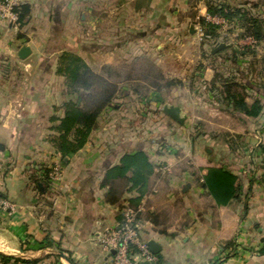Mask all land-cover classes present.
<instances>
[{
    "label": "crops",
    "instance_id": "obj_1",
    "mask_svg": "<svg viewBox=\"0 0 264 264\" xmlns=\"http://www.w3.org/2000/svg\"><path fill=\"white\" fill-rule=\"evenodd\" d=\"M13 1L29 3L30 18L23 27L18 28L8 12L0 10V58L20 59L17 53L21 46H29L31 53L25 63L34 73L41 72L39 78L42 80L40 83L34 80L30 85L32 90L26 96L19 93L13 95L14 92L11 97L0 95V200L9 205L0 208V253L13 257L22 250L25 252L24 260L37 261L35 264H68L55 249L59 246L74 264H113L112 256L101 245V238L116 228L119 205L106 201L109 185L104 186L103 181L106 172L118 165L123 155L144 151L154 165V170L149 177L148 192L138 205L137 234L140 242L148 244L153 241L158 246V255L151 252L156 257V261L151 264H264V254L257 253L264 237V192L257 189L259 179L248 175V188L252 187L253 193L247 196V209L242 210L238 206L241 200L217 205L201 186V177L206 173V168L211 166L221 164L239 177L244 173L243 170H234L228 162H215V156L208 155L197 171H189L184 167L178 172L162 176V167L175 165V154L185 151L187 141H190L188 149L191 153L200 152L197 145H193L189 133L186 135V124L172 118L164 109L158 115L160 121L148 127L131 121L132 108L123 111L121 108H107L100 115L98 126L86 145L70 155L62 165L61 178L48 182L40 180L42 168L47 165L50 167L60 159L46 140L52 109L65 100H57L51 91L55 68L53 59L56 61L64 50H71L90 67V60L93 59L95 71L104 65L116 69L122 56L131 57L134 54L145 57L153 54L148 44L150 40H155L156 62L159 64L164 62L167 53L163 43L168 39L174 42V38L184 47L192 43L190 55L193 58L197 54L201 57L205 46L212 56L211 50L222 42L208 45L191 27L187 32L181 28L179 30L177 25L175 29L178 32L165 30L168 28L165 24H177L188 18V15L179 16V12L188 10L190 0ZM239 4L252 10L264 3L262 0H242ZM103 7L108 8V11L99 9ZM87 12H92L95 17L91 31L86 26L88 22H85ZM200 13L201 17L209 14L206 6ZM107 14L111 26L108 34H105L100 27ZM154 23L153 32H145L143 27ZM222 29L223 25L217 32H222ZM237 30L241 31L240 38L237 43H226L228 47L223 50L227 53L232 49L238 52L247 50L238 44L247 43L252 37L242 35L241 27ZM18 32L22 33L21 37H18ZM252 42L259 41L255 39ZM133 45L136 47L130 50ZM225 52L218 59L226 57ZM190 55L186 60H191ZM95 60L99 61L97 69L94 67ZM129 60L125 58V63ZM237 66L240 77L243 71L248 74L244 70L245 64H241L243 67L240 68L239 64L234 67ZM207 71L208 76L202 80L205 85L214 75L211 67L208 66ZM197 73H189L188 78L195 80ZM250 86L254 89V97H249L248 102L252 101L251 98H259L263 110L257 118L241 115L247 125H251L252 120L258 119L260 122L264 119V93H259L253 84ZM208 94L212 99L211 93ZM138 98L142 102L156 104L162 101L156 94ZM209 101L212 106L223 108L213 99ZM21 102L27 107L26 110L20 109ZM147 113L144 117H148ZM36 151L43 153L44 157ZM209 151L206 149L207 154ZM51 153L50 162L47 159ZM258 170L261 171L259 175H262L263 170L259 167ZM31 173L36 176L34 179L30 178ZM109 182L118 191L122 206L128 205V199L137 195L135 190L128 191L125 178H111ZM243 183L242 180L244 186ZM241 198L245 197L241 194ZM230 240L236 243L237 250L226 258L227 251H223L222 246ZM134 261L139 264L145 260L135 255Z\"/></svg>",
    "mask_w": 264,
    "mask_h": 264
},
{
    "label": "rangeland",
    "instance_id": "obj_2",
    "mask_svg": "<svg viewBox=\"0 0 264 264\" xmlns=\"http://www.w3.org/2000/svg\"><path fill=\"white\" fill-rule=\"evenodd\" d=\"M200 1L201 0H190L188 10L184 13L179 12V16L185 17V15H188V18L180 20L177 24H165V27H168L165 29L166 32H178L177 30H180V28L187 32L189 27L194 28L196 30L195 32H198L199 19L202 18L199 14H201L200 11L203 6H206V0L202 3H200ZM227 1L232 4H239L242 0ZM262 2L264 3V0H262ZM16 4L17 7L21 3L17 2ZM99 9H101V11H108L106 7ZM250 11L253 15L259 16L264 22V4L253 7ZM87 13L85 22H88L86 26L89 31H91L92 25L95 23L93 22L95 21V17L92 12ZM108 14L104 17V21H101L100 27L102 33L105 32V34H108L111 26L110 19L107 17ZM12 22L18 28L24 26H20L17 21ZM149 25V27H143V29L146 30L145 32L148 34H151L153 32L152 30H154L153 26H156V24ZM176 25L179 26L177 30L175 29ZM121 26L123 27L124 25L121 24ZM217 26L220 27L222 25ZM239 27L237 22H227L226 25H223L222 32H216L217 34L215 37L207 38L208 41H206V43H208V45L214 44V42L217 41L222 43H237V39L240 38L239 35L241 32L237 30ZM138 29H140V27ZM198 33L200 38H202L200 32ZM29 35H31V37L34 36L31 31H29ZM21 36L22 33L18 32V37ZM174 40L173 42L168 39L163 43L167 53L165 54L166 58L164 62H161L162 65L156 62L158 58L157 53H155L157 42L155 40H150L148 46L153 50V54L149 56L138 57V55L134 54L130 55L131 57L122 56V58L118 60L116 69L104 65L99 71L93 69V59H91L90 65L92 66L90 68L94 72L102 74L108 81L117 86L118 96L108 108H118V110L121 108V111L126 108H132L133 117L131 121H135L136 124L140 125L143 123L148 127H152V125L160 121L158 115L162 113L163 109L171 107L178 108L179 116L182 118L183 123L186 124V135L189 133L190 137L193 139V145H197L200 152L199 154L195 152L191 153L189 150L190 141H187L188 146L185 147V151H178L175 154L177 157L175 165H166L162 167V176L178 172L184 167L189 171H197L198 167L205 163V159L208 155L215 156V162H228L234 170L244 171L240 179L241 181L243 180V184H245L241 187V194L245 198L243 199L244 201L242 200L239 202L240 204L238 206L242 207V210H246L248 203H246L245 199L253 193V188H248V181H250L248 175H252L254 179H259L260 182L256 183V185H258L257 189L264 192V179L262 175H259L261 171L258 170L260 162L264 164V155L254 151L253 147L259 142H263L264 144V119L260 122H258V119L256 121L252 120L251 125H247L244 123V119L240 114H234L224 110V108L219 109L212 106L213 104L209 101L212 99L209 97L205 81H203L204 83L202 82V80L208 76L207 68L208 66L211 68L213 67L227 76L229 75L227 66L232 65V59L229 57L230 62H224L222 59H213L208 56L209 51L206 46L200 53L201 57L197 54L193 58L190 55L193 49L192 43H189L190 46L186 45L188 47H184L176 38H174ZM252 40H255V38L252 37L251 40L246 41L247 43L238 44V46L247 48V52L238 57V64L239 68L243 67L241 64H245L244 70L248 72L247 74L243 71L244 74L241 76L245 84L249 86L247 92L250 97H254V89L250 86L251 84H253L255 88H258L259 93H264V39L256 43L252 42ZM22 43L25 44L26 42ZM134 47L136 46L133 45L130 47V50ZM162 47L163 46H161V49ZM189 47L190 50H188ZM186 48L187 50H185ZM172 49L175 50L173 51ZM188 55L191 56V60L189 61L186 60ZM28 57L25 59L0 58V95L11 97L14 92L13 95L19 93L21 96H26L30 93V90H32L30 85L33 84L34 80L40 83L42 80L39 78L41 72L37 71L34 73L33 70H30L29 66L25 63ZM125 58H130V60L125 63ZM54 59L55 68L51 91L54 97L56 96L57 100H66L68 97L65 94V79L55 73L57 58L56 61ZM98 63L99 61L95 60V69H97ZM186 68L187 70H185ZM234 68V70L237 71L238 66ZM195 71L199 72V74L197 73V78L195 80L189 79L188 74L190 73L192 75ZM37 89H39V87ZM147 94H156L160 96L162 101H158L156 104L155 102L150 103V101L142 102V100L138 98L145 97ZM65 100L54 105L52 109L53 114L55 113L57 116H60L62 112L60 106ZM23 108L26 110L27 107L21 102L20 109ZM146 112H148V117H144ZM255 128H258V130H254ZM163 130H165V128ZM246 136H249L247 142L245 141ZM230 146L233 148L231 147V149ZM206 149L210 150L209 154L206 153ZM36 152L44 157L43 153L40 151ZM51 155L52 153L48 155L47 159L50 162L52 161ZM58 162L60 163V161ZM53 164L54 163H52L50 167L47 165V167L52 170ZM257 189L255 188V190Z\"/></svg>",
    "mask_w": 264,
    "mask_h": 264
},
{
    "label": "trees",
    "instance_id": "obj_3",
    "mask_svg": "<svg viewBox=\"0 0 264 264\" xmlns=\"http://www.w3.org/2000/svg\"><path fill=\"white\" fill-rule=\"evenodd\" d=\"M205 4L210 15L219 16L227 22H237L243 29L242 35L252 36L258 41L264 39L263 20L259 16L253 15L244 6L232 4L227 0H206ZM14 10L18 16L17 22L19 25H25L31 13L30 4L27 2L21 3ZM199 22L203 29L202 40L204 42L208 41L207 38L216 36L219 28L216 24L206 21L203 17L199 19ZM214 43L216 45L218 41ZM225 51H219L212 56L208 54V56L218 59L219 55ZM245 52L247 50L238 52L235 49H232L229 53L225 52L226 57H223L222 60L230 62L229 59H232V67L227 66L229 75L226 76L212 67L214 71L213 79L206 85V88L211 93L212 99L225 110L249 118H257L263 110V103L259 98H251L252 101L248 102L247 99L250 96L247 90L249 86L234 70V66L239 63L238 57ZM55 73L64 77L65 94L68 99L62 102L60 106L62 114L57 116L54 113L49 118V133L46 138L54 153L59 155L61 165H64L70 155L77 153L86 145L91 133L98 126L100 115L111 106L118 95L115 84L108 81L102 74L94 72L81 56L71 50H64L57 56ZM254 151L264 155L263 142H259L254 147ZM258 167L263 170V177L264 164L260 162ZM42 169L43 174L40 180L48 182L51 169L48 167ZM153 170L154 165L147 153L138 151L123 155L119 164L106 172L103 185H109V190L105 199L110 204L119 205L118 223L123 219L122 209L124 206L120 205L121 197L117 195L118 191L112 186L109 179L125 178L128 191L135 190L137 192L136 196L128 199V205L137 210L138 216V205L148 192L149 177L152 175ZM35 177L33 173L30 174L31 179ZM201 180V186L212 196L217 205H227L232 200H243L241 198L242 181L240 177L221 164L206 168V173L202 175ZM0 197H2L1 194ZM247 199H245L246 203ZM261 241L263 245L257 250L258 254H264V237ZM55 249L63 252V249L59 246H56ZM222 250L227 251L226 258H228L235 254L237 250L236 243L230 240L222 246ZM139 253L137 247H130L129 254L131 256ZM53 256L57 257L58 255L53 254ZM0 261L2 264H13L15 258L0 253ZM36 262L22 260L23 264H35Z\"/></svg>",
    "mask_w": 264,
    "mask_h": 264
},
{
    "label": "built area",
    "instance_id": "obj_4",
    "mask_svg": "<svg viewBox=\"0 0 264 264\" xmlns=\"http://www.w3.org/2000/svg\"><path fill=\"white\" fill-rule=\"evenodd\" d=\"M16 2L13 0H0V10L3 12H8L11 17V20L17 21V13L15 12ZM206 21L211 22L216 25H225L227 21L219 16L206 15ZM198 32L200 35H203V29L199 25ZM62 175V166L59 162H55L52 166V170L50 171V179L51 181L59 180ZM8 203L6 201L0 200V208L8 207ZM123 219L120 223H117L114 231L109 234H105L101 238V245L105 252L112 256L113 264H135L134 256L129 254V250L131 246L137 247L139 250L138 256L142 260H146L149 262H155L156 257L151 253L147 244L142 243L138 239V221H137V210L130 207L129 205L124 206L122 209ZM111 250H114V254H110ZM15 261L13 264H23L22 260L25 259V252L20 250L17 251L16 254L13 255ZM47 264V263H46Z\"/></svg>",
    "mask_w": 264,
    "mask_h": 264
},
{
    "label": "water",
    "instance_id": "obj_5",
    "mask_svg": "<svg viewBox=\"0 0 264 264\" xmlns=\"http://www.w3.org/2000/svg\"><path fill=\"white\" fill-rule=\"evenodd\" d=\"M227 47H228V45H227L226 43H220V44H218V46H216L215 48H213V49L211 50V54H215V53H217V52H219V51H221V50H223V49H225V48H227ZM30 53H31V49H30V47L27 46V45H24V46H22V47L19 49V51H18V53H17V56H18V58H20V59H25V58H27V57L30 55ZM164 111H165L167 114H169L172 118H174L175 120H177L178 122H183L182 118L179 116L178 108H176V107L165 108ZM147 245H148L150 251H151L153 254L158 255V246L156 245L155 242H153V241H149ZM114 252H115L114 250H111L110 254H114ZM58 254H59V256H61V257H62V258L68 263V264H74V263L72 262V260H71L66 254H64L63 252L59 251ZM139 264H151V262L145 260V261H141V262H139Z\"/></svg>",
    "mask_w": 264,
    "mask_h": 264
}]
</instances>
